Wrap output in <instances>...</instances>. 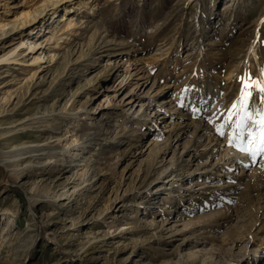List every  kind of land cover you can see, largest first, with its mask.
<instances>
[{"label":"rangeland","instance_id":"rangeland-1","mask_svg":"<svg viewBox=\"0 0 264 264\" xmlns=\"http://www.w3.org/2000/svg\"><path fill=\"white\" fill-rule=\"evenodd\" d=\"M51 1L0 0V23L25 24ZM61 1L38 25H23L31 38L0 36V57L23 40L0 60V264H264V188L252 168L238 194L201 193L234 184L232 159L221 160L231 128L222 137L215 125L246 86L250 109L264 108L254 86L264 81V0ZM68 16L78 21L62 33ZM115 64L118 72L107 71ZM137 72L158 82L151 98ZM197 89L217 95L207 123L218 136L196 138L193 125L173 145L167 130ZM109 112L125 143L97 151L73 182L54 181L53 166L28 156L41 146L66 155L76 135L64 138V129L100 125ZM255 159L264 169V154ZM163 221L179 233L161 231Z\"/></svg>","mask_w":264,"mask_h":264},{"label":"bare ground","instance_id":"bare-ground-1","mask_svg":"<svg viewBox=\"0 0 264 264\" xmlns=\"http://www.w3.org/2000/svg\"><path fill=\"white\" fill-rule=\"evenodd\" d=\"M61 2H62L61 0H54V1H51L50 3L41 2V3L36 4L34 6V8L32 10L28 11L26 13V15L24 16V17L28 18L27 20L24 21L25 24L18 18L14 19L12 21H6L5 23H0V36H3V34L5 32L7 33L9 31L11 33H18L20 35H23L25 38H31V36H29L30 33L26 32V29H24L23 25H28L29 23H36L37 24V22L42 17L49 15V12L51 10H53V8L55 10H57V9L59 10V8L62 6ZM223 6H224V8H223L221 13L222 14L226 13V12L228 13L231 6L228 3H225ZM76 21H78L77 17L75 18L73 16H68L67 23L64 26L62 33L65 32V30H67V29L73 28L76 25ZM58 25H59L58 23L55 24L53 30H55L56 32L54 31L55 33H53L52 37H50V38L44 37L42 39L41 44H43V42H45L44 49L45 48L49 49V47H47V44L50 43L51 39H53V42H54L55 38L58 36V32L61 29V28H58ZM6 26H8V27H6ZM22 43H23V40H19V42L13 48V50L11 52H9L8 54H4L2 57H0V60H8V61L11 60V57H9L10 54H14L16 52L17 48ZM40 45H38L37 47H41ZM51 47H56V46H51ZM33 58L34 59L32 60V62L38 61V60L40 61V59L38 57L37 58L33 57ZM130 66L131 65L128 63L124 71L130 72L129 71V69H131ZM114 68H116L115 71L118 72V70L120 69L119 64H115V65L110 66L107 71L110 72ZM141 69L142 68L138 67V72ZM138 72H137V74L134 73L135 75H137L136 79L143 81L144 77L139 76ZM107 75H108V73H107ZM118 75H119L118 77H120L122 74L118 73ZM118 77L116 78V80H118ZM125 77L126 76H124L122 78V81L124 80ZM138 80L136 82L137 83L136 85H139L138 87L140 90L142 89V92H143V90L145 91L146 88L148 87L144 93V96L151 98L153 96L151 94L153 92H155V89L158 87V82L156 81V79L154 80V79L150 78V76H146V79L143 82H141L140 84L138 83L139 82ZM122 81H120L118 84H122L121 83ZM108 89L110 90L111 87ZM210 93L211 94H205L204 90L197 89L193 94L191 93L190 97L187 96V99H184L181 101V107L183 108V110H187V112H185L183 110L178 111V114H179L178 117L180 119H182V122H177V123L174 122L173 129L167 130L169 132L171 131V133H170L171 142H169V143H171L173 145L175 144L176 146H178L181 131H183V134H184L186 132V130L188 131V129H190L193 125L197 131L196 138L199 135L198 131H201V130L208 131V133L206 132L208 140L211 141L212 139L217 138L218 135L212 134L213 133L212 130L209 129L210 125H208V123H207V116L209 115L210 112L216 111V102L218 100V99H216L217 95L215 93H213V91H210ZM138 95L140 96L139 93H138ZM127 103H130V101H128ZM132 107H133V105H132ZM129 109H131V107ZM157 110L158 111L164 110V113H167V111L169 109L168 110L165 109V107L162 105L160 107L158 106ZM82 111H87V109L82 110ZM170 115L173 116L172 113L169 114V116ZM115 116H116L115 112H114V114L109 112L106 115H105V113H103V115H102L103 120L101 119L102 123L100 125L95 126V124L94 125L88 124L83 128L82 127L77 128L76 131H74V132H72L73 130H68L67 128H65L64 134L65 133L66 134L64 135V138L69 137V139H70L72 136H75V135H76V137H74L69 142V144L67 145L66 155H64V156L63 155L60 156L61 154L59 155L57 153V151H54V150L52 151L49 149L46 150L42 146L35 150L38 152L29 154L28 156L32 158V161L34 159H38L39 165H43V166L51 165V166H53L54 173L52 174V176L55 178L54 181H59V180L63 179L64 177H66L64 183L73 182L74 180L80 178L81 175L86 173L85 171H86L87 166H89V164L96 161L94 158V155H95V153H97V151H99V150L102 151L101 150L102 148H105L104 150L108 151L109 147H111L113 145H116V146L119 145L120 146L123 143H125V142H123V140L122 141H119V140L116 141L114 139L115 135L118 132L115 129L118 126V122L115 121L116 120ZM202 117H203V119H202ZM104 120H106V121H104ZM105 126H107V127H105ZM109 126L114 127L113 131L116 132V133H114V137H112L111 130L108 129ZM68 133H70L69 134L70 136L67 135ZM225 145L226 146L224 148V153H222V155H221V160H223V158L225 156H230L229 158L232 159L231 160V164H232L231 167L232 168L231 167H227V168L228 169H230V168L231 169H235V168L238 169L237 171H235L236 172L235 174L231 169H230L229 173L227 172L228 173L227 175L230 176V179L232 182H234V184L231 185L232 187H230V188L229 187H218L216 190H210L208 192H205V189L207 187H204V188H202L201 193L205 194V193H211V192H223V193L229 192V194H231V193L232 194L233 193L238 194V190L240 191V187H241V183H242L243 179L248 177V175H249V174H247V171L250 168H252L250 170V172L257 174L256 180H258V186L264 188V169L256 170L257 168H254V164H255L256 159L255 158L253 159L248 153L239 151L236 147H234L233 149L230 150V145L228 143V140H227ZM33 152H34V150H33ZM28 156H25V157H28ZM233 159L238 160V163L243 162L242 165L238 166L239 164L237 165V162H236L237 166L236 165L234 166L233 165L234 164ZM32 161H31V163H33ZM180 163L188 164V161L185 159H182V161ZM93 181H95V178L93 179ZM162 189L163 188H159L156 190V192L161 191ZM194 191L195 190L192 189L191 193L193 194ZM63 194L66 195L67 191H65ZM185 195L186 194H179L178 196H185ZM209 198H212V196L209 195ZM207 202L210 203L211 201L208 200ZM167 212H171V214H172V210L171 211L168 210ZM165 222L166 221H163L161 226H163ZM173 229H176V228H170V230H169L168 227L164 228V226H163V227H161L160 230L161 231L168 230L171 233H173L172 234L173 236L176 233H179V232H176L177 230L173 231Z\"/></svg>","mask_w":264,"mask_h":264},{"label":"snow or ice","instance_id":"snow-or-ice-1","mask_svg":"<svg viewBox=\"0 0 264 264\" xmlns=\"http://www.w3.org/2000/svg\"><path fill=\"white\" fill-rule=\"evenodd\" d=\"M264 81H255L254 86L259 90L260 103L264 104ZM251 92L246 86L242 90L238 104H233L232 110L222 117V123L215 125L220 136H225V129L231 128L227 133L228 143L239 151L248 153L253 159L264 154V108L252 111L249 106ZM210 123L212 120L209 121Z\"/></svg>","mask_w":264,"mask_h":264}]
</instances>
